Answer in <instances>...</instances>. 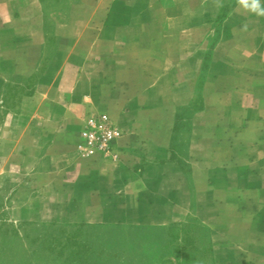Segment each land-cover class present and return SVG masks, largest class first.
<instances>
[{"label":"crops","instance_id":"obj_1","mask_svg":"<svg viewBox=\"0 0 264 264\" xmlns=\"http://www.w3.org/2000/svg\"><path fill=\"white\" fill-rule=\"evenodd\" d=\"M46 2L0 0V91L42 73L0 131V194L31 170L33 203L68 200L86 223L193 218L217 264H264V16L239 0H76L53 53ZM102 113L123 131L113 154L78 156Z\"/></svg>","mask_w":264,"mask_h":264},{"label":"rangeland","instance_id":"obj_2","mask_svg":"<svg viewBox=\"0 0 264 264\" xmlns=\"http://www.w3.org/2000/svg\"><path fill=\"white\" fill-rule=\"evenodd\" d=\"M74 2L76 0H56L54 15L48 16L49 9H45L46 38L47 41L53 39V53L60 46L57 31L63 29L61 25L69 19ZM44 58L45 52L40 71ZM41 74L38 72L23 86L0 91V131L17 122L16 116L26 97L34 92ZM199 101L200 98L183 111L188 120L179 123L186 129L191 126L192 114L201 106ZM90 116L96 115L85 119L80 132ZM79 144L77 155L85 158ZM28 171L24 179L13 182L7 192L0 194V264H217L211 248L202 245L204 240L208 243L205 227L197 221L194 223L193 218L181 226L169 227L81 222L77 217L67 216L71 211L68 200L31 202L36 187L31 184L33 173ZM34 180L39 184L45 178L40 176ZM202 230L205 233L202 232L201 238ZM203 250L205 253H201Z\"/></svg>","mask_w":264,"mask_h":264},{"label":"built area","instance_id":"obj_3","mask_svg":"<svg viewBox=\"0 0 264 264\" xmlns=\"http://www.w3.org/2000/svg\"><path fill=\"white\" fill-rule=\"evenodd\" d=\"M122 135L108 114L90 116L80 132L79 151L85 157L110 156Z\"/></svg>","mask_w":264,"mask_h":264},{"label":"clouds","instance_id":"obj_4","mask_svg":"<svg viewBox=\"0 0 264 264\" xmlns=\"http://www.w3.org/2000/svg\"><path fill=\"white\" fill-rule=\"evenodd\" d=\"M239 3L257 15L264 16V7L261 6L260 0H239Z\"/></svg>","mask_w":264,"mask_h":264}]
</instances>
